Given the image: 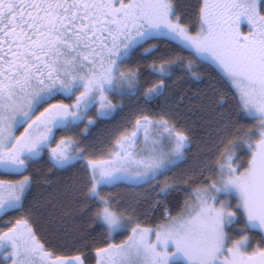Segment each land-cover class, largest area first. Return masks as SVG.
I'll return each instance as SVG.
<instances>
[{"label":"snow or ice","instance_id":"6c2138e0","mask_svg":"<svg viewBox=\"0 0 264 264\" xmlns=\"http://www.w3.org/2000/svg\"><path fill=\"white\" fill-rule=\"evenodd\" d=\"M262 7L0 0V214H17L0 229V246L11 245V264H169L168 241L188 264H212L222 217L232 215L211 203L221 188H235L248 220L264 229ZM241 16L252 25L243 35ZM199 66L209 68L207 79ZM125 100L135 106L126 111ZM241 112L258 119L240 124ZM179 119L215 134L210 172L188 163L193 141ZM99 121L114 122L92 134ZM237 140L255 145L239 174ZM111 189L126 195L117 201ZM185 191L171 215L169 197ZM157 209L168 213L163 222L146 225ZM245 239L222 264H264V247L240 251ZM61 247L76 254L57 255Z\"/></svg>","mask_w":264,"mask_h":264},{"label":"trees","instance_id":"16d2710c","mask_svg":"<svg viewBox=\"0 0 264 264\" xmlns=\"http://www.w3.org/2000/svg\"><path fill=\"white\" fill-rule=\"evenodd\" d=\"M186 4H196L200 2V0H184ZM261 14H264V7L260 9ZM163 48V45H161ZM185 56H188V53H184ZM197 71L201 73L202 78L207 79L209 75V68L205 66H199L197 68ZM212 74L215 76V70L212 69ZM179 74V73H178ZM145 75H147V72H145ZM229 91H233L229 85H227ZM118 99V98H117ZM114 102L116 100L114 99ZM125 106L126 111L135 106V101H128L125 100ZM117 119H119V115L117 116ZM114 122V121H113ZM113 122L109 121H99L96 126H94L91 129L92 134L100 133L101 130H107V127H110V124ZM237 122L240 124L251 126L255 123V120L245 117L242 112L237 117ZM178 128L187 129L192 137V144L190 145L188 152H187V161L190 164L192 161H197L200 167H204V170L206 172H210V167H205V165H208L210 161L213 159L215 153L211 150L212 149V136L215 134L209 135L208 131L202 127H199L197 125H194L191 121H187L184 119H179ZM249 136L254 139L259 138V133L256 131L255 128L252 129V131L249 133ZM254 143H245L244 141L237 140L232 145V151L235 154V162H238V159H240L243 156H245V159L248 163L251 157V153L249 152L250 147L254 149ZM245 161V162H246ZM238 165L239 162H238ZM245 165V164H244ZM185 168H187V165H184ZM240 167V166H239ZM245 167H247L245 165ZM241 169V168H239ZM179 171V170H178ZM110 191L113 192V194L116 196L117 201L121 199V197L125 196L126 193L123 189H111ZM187 195V192H180V193H173L169 199H168V210L171 215L176 214L179 212L183 206V201L185 199V196ZM222 201H225V203H228L227 206H220L223 207L225 210H230L232 215L235 217V220L233 223H230L229 226L226 228L227 231V244L229 247H232L233 243L240 240V237H246L245 240L241 241L238 244V247L240 248V251L244 254H247V251L245 250V242L247 239H249V245L256 247H264V235L261 231L255 229L253 227L254 221H249L246 213L242 207V204L238 199L235 197H232L230 195L221 196L220 198ZM168 214V213H167ZM165 218V212L162 209H157L153 211L150 217L147 219H143V222L148 226H155L156 224L163 221ZM37 236L40 239L41 243H46L47 250L51 251L52 247L50 243H47L51 239L50 234L43 232L42 225H37ZM123 235H116L115 236V242H119L120 239H123ZM248 249L252 250L255 248H251L247 245ZM76 253L70 249V248H59L57 250V255H67L72 256Z\"/></svg>","mask_w":264,"mask_h":264},{"label":"rangeland","instance_id":"374dc122","mask_svg":"<svg viewBox=\"0 0 264 264\" xmlns=\"http://www.w3.org/2000/svg\"><path fill=\"white\" fill-rule=\"evenodd\" d=\"M201 2H202V0H201ZM237 27H238V29L242 35L247 34V33L252 31V25L249 23L247 18L244 16H241L239 18ZM229 86L231 87L230 84H229ZM242 114L245 117L253 119L255 121L258 119V117L255 114L249 115L245 112H242ZM248 150H250L249 152L252 153L253 149L250 147V149H248ZM245 161H246L245 156L242 155V157L240 159H238V162L240 164V165H238V162H235V154L233 155L232 163L236 166L237 174H239V172L243 171L246 168L245 165L248 166L247 161L246 162ZM239 168H241V169H239ZM212 192H213V199H212L211 203L213 204V207H220L221 205L227 206L228 203H225V201H222L220 199L221 196H225V195H227V196L230 195V196L235 197L236 199H238L240 201L239 193L236 191L235 188H232V187H229L227 190H225L223 188H221L219 191L212 190ZM176 214H174V215H176ZM166 215H167V213H165V217H166ZM234 220H235V217L231 216V215H227L226 217H222L221 228H222V231L224 233L223 242H222L220 251L217 253L216 258L212 261V264H222L223 257L228 255V249L231 247H229L227 244V237L228 236H227L226 228L229 226L230 223H233ZM161 222H163V221H161ZM253 227L255 229L261 231L262 234L264 235V229H261L258 221H254ZM115 236H116V234H114V238H115ZM248 240L249 239H247L245 242V250L247 251V254H251L255 249L250 250V249H248L247 245L251 248H255V247L250 246ZM157 249L161 250V245H159V243H157ZM163 250H166V251L173 254L169 258V264H188L187 260L182 256L181 253L175 252V246L171 241H168L167 244L165 246H163Z\"/></svg>","mask_w":264,"mask_h":264},{"label":"flooded vegetation","instance_id":"af4514ba","mask_svg":"<svg viewBox=\"0 0 264 264\" xmlns=\"http://www.w3.org/2000/svg\"><path fill=\"white\" fill-rule=\"evenodd\" d=\"M15 215L17 214L16 213L0 214V229L5 228V222L9 219H13ZM5 253H7V255H5ZM11 260H12L11 245L5 242L2 246H0V264H11Z\"/></svg>","mask_w":264,"mask_h":264}]
</instances>
